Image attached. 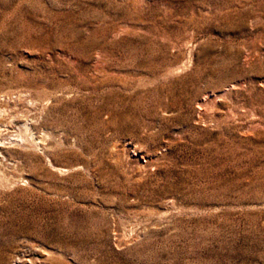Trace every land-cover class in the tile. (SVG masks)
I'll list each match as a JSON object with an SVG mask.
<instances>
[{
  "label": "rangeland",
  "instance_id": "1",
  "mask_svg": "<svg viewBox=\"0 0 264 264\" xmlns=\"http://www.w3.org/2000/svg\"><path fill=\"white\" fill-rule=\"evenodd\" d=\"M0 264H264V0H0Z\"/></svg>",
  "mask_w": 264,
  "mask_h": 264
}]
</instances>
